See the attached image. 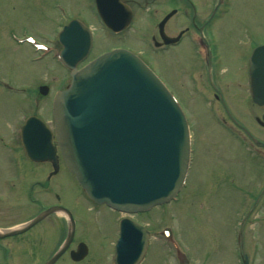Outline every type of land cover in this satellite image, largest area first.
Instances as JSON below:
<instances>
[{
    "label": "rangeland",
    "instance_id": "obj_1",
    "mask_svg": "<svg viewBox=\"0 0 264 264\" xmlns=\"http://www.w3.org/2000/svg\"><path fill=\"white\" fill-rule=\"evenodd\" d=\"M129 1L134 10L132 24L111 34L97 16L93 0H0V227L20 223L44 206L60 203L76 221L71 247L85 241L90 250L82 261L74 262L66 254L56 264H113L121 215L88 200L74 177L63 170V163L62 171L49 180L48 190H37L31 171L36 169L41 175L37 179L45 176L41 181H46L51 165L25 162L27 166L16 169L11 162L18 152V159H25L13 138L19 136L13 130L23 117L33 112L52 125V96L70 82L69 71L52 57L60 47L57 31L76 16L94 30L91 57L119 44L142 54L175 94L189 122L193 156L186 186L178 199L133 217L151 228L152 239H164L165 243L168 238L157 236V232L170 226L196 263L234 264L240 224L250 212L244 226L247 250L257 256L255 264H264V193L253 207L264 190V148L254 145L228 116L264 142V125L256 121L259 117L264 122V106L255 104L250 96L247 71L251 52L264 44V0H225L210 24L216 55L213 75L230 113L214 98L206 70L201 69L187 42L167 52L149 51L148 40L157 27L149 26L148 19L160 18V12L169 6L162 0L152 6L147 0ZM28 35L46 43L49 52H36L22 42ZM42 84L49 86L45 95L38 91ZM224 120L227 122L222 124ZM59 215L48 217L26 233L1 240L7 247L0 249V264H44L65 235L66 226ZM153 248L159 250V256L165 254L168 264H177L179 259L174 253L170 255L168 246L155 243ZM159 260L151 251L143 264H159Z\"/></svg>",
    "mask_w": 264,
    "mask_h": 264
},
{
    "label": "water",
    "instance_id": "obj_2",
    "mask_svg": "<svg viewBox=\"0 0 264 264\" xmlns=\"http://www.w3.org/2000/svg\"><path fill=\"white\" fill-rule=\"evenodd\" d=\"M95 1L109 28L120 31L127 27L132 11L126 0ZM174 12L160 22L163 37V27ZM60 39L63 57L70 64L67 56L77 64L91 43L88 28L77 19L64 27ZM72 67L71 83L59 91L53 105L55 133L68 169L97 203L136 211L169 201L183 185L190 153L187 122L174 98L149 67L125 49L106 52L82 69ZM250 83L253 100L263 105L264 45L255 48L250 58ZM40 90L45 94L48 88ZM25 128L32 134L39 132L38 138L26 142L29 157L52 159V133L42 121L32 116ZM54 164L57 170L56 161ZM56 211L69 215L70 226L64 243L45 262L54 264L74 236L75 221L68 209L51 206L21 228L0 233V237L24 232ZM147 239L144 226L123 219L114 263H137ZM87 253V245L80 242L71 250V257L78 261Z\"/></svg>",
    "mask_w": 264,
    "mask_h": 264
},
{
    "label": "flooded vegetation",
    "instance_id": "obj_3",
    "mask_svg": "<svg viewBox=\"0 0 264 264\" xmlns=\"http://www.w3.org/2000/svg\"><path fill=\"white\" fill-rule=\"evenodd\" d=\"M213 1L214 0H202L201 2L198 0H162L161 2L164 5L169 6V8L165 11L160 12L161 13L160 18L153 19V20L148 19L149 26L151 25V27L154 29L155 27H157L156 33L155 31L152 33V36L150 40L148 41V43H149V47L151 48L149 50L150 52L159 53V52H167L168 50H170V48L179 46L183 42H187V44L191 46V50L194 53V55L198 58V63L201 69L205 68L206 70L207 80L209 84L212 86V88L214 89V93H213L214 98L220 102H224L225 99H224L223 93L221 92V90H219L215 82L216 79H215V74L213 75V68L212 69L209 68L210 65L213 67L211 63L213 59L216 60L215 39H214L213 34L210 32V24H212L215 18V4L213 3ZM146 2L147 4L150 3L149 6H152L155 4L156 0H147ZM150 8L148 9L150 10ZM171 10H176V13L167 20V22L165 23L164 30L168 36H171V37L178 36L179 38L175 42L166 43L164 39L161 37V34L159 32L158 23ZM173 19L175 20L174 22H177L176 24L172 22ZM185 23L187 24L184 25ZM173 29H176V30H173ZM199 37L203 42L202 44L200 41V45L206 48V54H207L208 60H209V57H211L210 63H206V64L203 63L202 60H204V57L201 55V53L199 54L200 56L197 54L198 52H201L199 51L201 47L197 45L198 43L197 40ZM193 80L195 79L193 78ZM14 141H16L15 146L22 150L20 139L18 140L17 138H15ZM24 161L25 160H20V159L11 160V162L13 163V168L16 167V169H18V167L19 168L24 167ZM61 162L62 160L60 161V165H61ZM28 164L35 166L34 165L35 163L31 162L30 160H28L27 165ZM31 172H33V175H31L30 173L31 178L36 179L33 182L34 188L35 187L45 188L43 187L45 185H41L40 181L37 179L39 178L38 171L35 169V171H31ZM51 178L52 176L48 177L49 180ZM5 180L6 179H4L3 182H5ZM147 213L148 212H142L138 214H147ZM60 221L64 223L63 219H60ZM149 229L151 231V238L149 240L146 255L139 264H143L145 262V260L147 259L151 251H154L158 259H160L159 264L160 263L168 264L167 261H165V254L162 256L161 255L159 256L156 253L158 249H154L153 247L155 243L159 244V247H161V245H164L165 248L168 246L170 255L172 256L173 250L171 246L165 243L164 239H152L153 232L151 228ZM176 234L178 236V246L180 247L179 260L177 261V264H205V261H200L199 263H196L191 259V257L189 256L190 252L187 249L186 244L183 242V240H181L178 232H176ZM241 241H242L243 246H245V252L247 253V255L245 256L244 253L242 252L243 246H241V244L238 247L236 246L237 253H236V260L234 264H255L257 256L255 254L248 253V250L246 249V245L244 244L243 239ZM162 252L165 253V251H162ZM238 252H240V254H238ZM65 255L66 254H64L63 257ZM212 264H221V263L214 262Z\"/></svg>",
    "mask_w": 264,
    "mask_h": 264
}]
</instances>
